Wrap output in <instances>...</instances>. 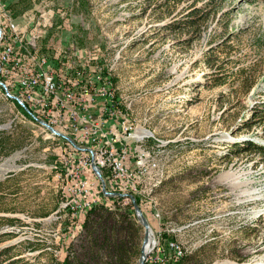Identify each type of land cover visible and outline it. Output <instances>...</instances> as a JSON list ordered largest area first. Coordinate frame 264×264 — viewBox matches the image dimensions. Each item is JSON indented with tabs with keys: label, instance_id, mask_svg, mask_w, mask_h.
<instances>
[{
	"label": "rangeland",
	"instance_id": "374dc122",
	"mask_svg": "<svg viewBox=\"0 0 264 264\" xmlns=\"http://www.w3.org/2000/svg\"><path fill=\"white\" fill-rule=\"evenodd\" d=\"M20 1L0 0V56L10 33L9 5ZM24 6L23 15L12 16L24 46L57 61L63 86L73 89L67 64L75 62L83 72L78 98L88 84H106L112 92L115 104L107 114L108 90L104 99L85 97L100 142L118 138L116 146L150 152V168L140 175L143 195L135 198L156 238L160 231L164 243L176 240L186 264H264V2L26 0L16 9ZM190 18L198 22L192 28H169ZM0 65L5 71L6 57ZM85 103L68 105L82 109ZM21 110L0 87V132H29L21 149L0 157V219L21 221L0 227V264H62L67 257L71 264H111L91 236L105 212L92 216L86 229V216L65 209L79 181L71 172L72 142ZM123 123L134 140L124 138ZM65 131L75 141L73 130ZM92 173L85 171L84 179ZM109 188L116 186L107 180ZM130 193L131 186L122 187V194ZM104 203L109 210L133 206L118 197ZM133 211L142 227L133 260L139 264L145 230Z\"/></svg>",
	"mask_w": 264,
	"mask_h": 264
},
{
	"label": "built area",
	"instance_id": "2783aa9c",
	"mask_svg": "<svg viewBox=\"0 0 264 264\" xmlns=\"http://www.w3.org/2000/svg\"><path fill=\"white\" fill-rule=\"evenodd\" d=\"M7 17L8 23L6 25H10V33H8L7 47L2 48V55L0 56L7 58V67H5V71L0 72V80L2 76L4 81H1L6 84L9 94L16 96L33 115H38L41 120H47L48 123L53 124L54 127L59 129L61 135H66V129L73 130V136H75L74 144L69 142L67 144L72 145L71 158H73L74 165H72L73 171L71 172L75 174L73 177H76V181L77 178L79 180L78 189L72 188L73 192L77 194L74 193L75 199L71 201L68 199L64 203L65 209L71 212L72 215L86 216L93 210L92 202H101V205H105V199L112 197L125 199H130V196L141 197L143 190L142 185H140V175L147 173L150 168V165L145 166V161H148L147 158L150 152L140 146L132 149L125 144L127 148L123 144L116 146L119 141L118 138L114 140V143L111 141L102 144L96 136V132H93L92 127L89 126L91 113L88 106L91 107L92 105L85 103V99H87L85 97L90 96L92 100L95 98L104 99L108 94L107 90L109 91L108 85L95 86L94 84H88L85 87L82 85L84 88L80 92V98H78L75 90L81 82L83 72L75 67V62L67 64L70 75L74 77L68 79L70 86L73 88L68 89L63 86L67 85L66 82H63L62 85L58 79L64 77V70L62 74L54 72L57 61H51L48 55L36 51L35 45L30 44L34 48L25 47L23 32L20 31L12 16ZM29 60H33L39 69L32 70L29 67ZM101 79L103 80V78ZM76 99H81L85 103L82 109L81 105L77 109L69 107L68 104ZM113 100L114 96L109 91V96L105 98L107 106L104 104L103 114L110 112L111 107L109 105L115 104ZM79 111H81V114H79ZM64 122H67V124L63 125ZM131 129L130 126L123 123L124 138L134 140L135 136L132 134ZM136 142H140V140H136ZM133 159L136 164V171H133L130 167ZM100 162L110 164V171H100ZM93 163L99 169L103 180L92 169ZM54 168L56 167L54 166ZM89 169L93 171L92 177L84 179L83 173ZM107 180L116 186L115 189H106L112 194L111 196L106 195L100 185V181H102L105 188H107ZM123 186H131L130 195L125 197L119 195L122 194ZM153 216L160 218L159 213ZM150 236L152 244L146 259L147 264H169L173 258L180 259L184 257L185 250L176 240L169 239L167 243H164V240L160 238V231L158 239L151 230Z\"/></svg>",
	"mask_w": 264,
	"mask_h": 264
},
{
	"label": "trees",
	"instance_id": "16d2710c",
	"mask_svg": "<svg viewBox=\"0 0 264 264\" xmlns=\"http://www.w3.org/2000/svg\"><path fill=\"white\" fill-rule=\"evenodd\" d=\"M26 0H22V2H17L16 4H10L9 9L12 11V16L17 18L25 13L27 10V6H24L21 10L16 9L19 4L25 3ZM253 1H261L264 0H253ZM198 22L194 19H188L187 22H184V25L180 23H174L170 25L173 31H178L180 28H188L194 27ZM1 80L4 79L1 76ZM223 82H217L215 85H222ZM18 108L22 109V115L26 117L29 121H32L31 118L27 115L25 110L21 108L15 101H13ZM38 116V115H36ZM27 133V135H22L16 137L14 133H7L4 131L0 132V157L8 156L14 150L21 149L28 136L29 132L23 131ZM22 138V139H21ZM264 150V149H263ZM136 202L139 205L140 200L136 197ZM97 206L93 210H91L85 218L83 226L87 229L91 224V217L99 215L98 212L104 211L105 215L100 216L101 220L95 229L91 232V236H93V241L96 243L95 246L107 251V255L111 258V264H134L133 260L136 254H139L142 227L135 219L133 206L129 204L124 208H118L116 210H109L105 207ZM0 227L1 225H10L14 226L21 221L17 218H2L0 219ZM3 221V222H2ZM171 237V236H169ZM168 239V238H167ZM170 239V238H169ZM172 239V238H171ZM166 240V239H165ZM165 242V241H164ZM33 251H36L35 248ZM8 251H5L2 254H6ZM187 255L184 253V257L180 259L173 258L170 264H186ZM16 262H10L9 264H15ZM62 264H71L70 258L67 259Z\"/></svg>",
	"mask_w": 264,
	"mask_h": 264
},
{
	"label": "water",
	"instance_id": "95a60500",
	"mask_svg": "<svg viewBox=\"0 0 264 264\" xmlns=\"http://www.w3.org/2000/svg\"><path fill=\"white\" fill-rule=\"evenodd\" d=\"M0 41H1V27H0ZM0 72H1V67H0ZM0 87L4 90V92L7 94V95H9V91H8V89H7V86H6V84L4 83V82H2L1 80H0ZM13 100H15L20 106H22V108L30 115V116H32V113L29 111V109H27L23 104H22V102H20V100L16 97V96H11V95H9ZM33 117V116H32ZM34 118V117H33ZM39 122V124H41V125H43V126H46L49 130H51L52 132H54V133H56L55 132V130L53 129V128H51L48 124H46L45 122H43V121H38ZM63 138H65V139H67V140H69L70 142H72L73 143V141L72 140H70L69 138H67L66 136H62ZM93 169L97 172V174L99 175V177H100V179L101 180H103V178H102V176H101V174H100V171H99V169L96 167V166H94L93 165ZM103 192L106 194V195H109V196H111L112 194L111 193H109L107 190H106V188H105V185L103 184ZM121 197H125L126 195H124V194H119ZM130 199H131V201H132V203H133V207H134V210H135V214H136V216H137V218H138V220H139V222L143 225V227H144V230H145V237H144V243L146 242V239H148V237H149V235H150V228H151V226H150V223H149V221H148V219L143 215V212L141 211V209H140V207H139V205L137 204V202H136V199H135V197L134 196H130ZM145 258H146V253H145V250H144V246L142 247V249H141V258H140V260H139V264H144V260H145Z\"/></svg>",
	"mask_w": 264,
	"mask_h": 264
},
{
	"label": "bare ground",
	"instance_id": "6f19581e",
	"mask_svg": "<svg viewBox=\"0 0 264 264\" xmlns=\"http://www.w3.org/2000/svg\"><path fill=\"white\" fill-rule=\"evenodd\" d=\"M2 37H3V31H2V29H1V41H2ZM1 41H0V43H1ZM0 67H1V65H0ZM1 71H2V67H1ZM4 91V90H3ZM6 94V93H5ZM10 95V94H9ZM9 95H7L6 94V96L9 98V99H11V100H13ZM13 101H15V100H13ZM16 102V101H15ZM17 103V102H16ZM18 104V103H17ZM19 105V104H18ZM20 106V105H19ZM21 108H22V106H20ZM26 112V111H25ZM27 113V112H26ZM27 115L33 120V121H35V122H37V123H39L38 121L40 120V121H43V122H45L44 120H41V119H39V118H37L35 115H33L32 114V116L34 117H32V116H30L28 113H27ZM46 124H48L51 128H53L49 123H47V122H45ZM41 125V124H40ZM43 126V125H42ZM45 129H47L50 133H52L54 136H58V137H60V134H61V132H59V131H57L55 128H53L54 130H55V132L56 133H54V132H52L51 130H49L46 126H43ZM61 138V137H60ZM110 166V164H107V162H100V171L101 170H105V169H107V167H109ZM124 195H127V194H124ZM128 195H130V194H128ZM98 204V202H92V208H94L96 205ZM99 205V204H98ZM151 244H152V242H151V236L150 237H148V239H146V242L144 243V250H145V253L147 254L148 252H149V249H150V247H151Z\"/></svg>",
	"mask_w": 264,
	"mask_h": 264
}]
</instances>
